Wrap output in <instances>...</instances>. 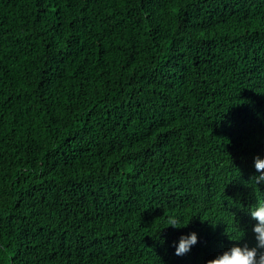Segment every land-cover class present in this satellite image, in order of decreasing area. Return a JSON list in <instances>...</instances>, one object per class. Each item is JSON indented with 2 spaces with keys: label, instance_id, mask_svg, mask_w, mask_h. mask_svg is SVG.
Instances as JSON below:
<instances>
[{
  "label": "trees",
  "instance_id": "trees-1",
  "mask_svg": "<svg viewBox=\"0 0 264 264\" xmlns=\"http://www.w3.org/2000/svg\"><path fill=\"white\" fill-rule=\"evenodd\" d=\"M258 153L264 0H0V264L253 245Z\"/></svg>",
  "mask_w": 264,
  "mask_h": 264
},
{
  "label": "clouds",
  "instance_id": "clouds-1",
  "mask_svg": "<svg viewBox=\"0 0 264 264\" xmlns=\"http://www.w3.org/2000/svg\"><path fill=\"white\" fill-rule=\"evenodd\" d=\"M253 163L258 175H254L251 180H254L255 185L264 184V155L256 154L253 157ZM247 212L255 221L252 225L255 243L253 245L234 243L231 247L207 260L206 264H264V201L257 200L255 204L247 208ZM181 223L179 217L170 216L167 218V226L179 228L182 227ZM243 236H233L232 240L239 241ZM165 239L159 231L160 242L163 243ZM197 242L198 234L195 231L182 233L178 240L172 242L175 254L183 255L189 252Z\"/></svg>",
  "mask_w": 264,
  "mask_h": 264
}]
</instances>
